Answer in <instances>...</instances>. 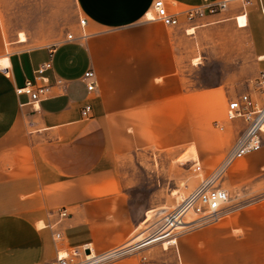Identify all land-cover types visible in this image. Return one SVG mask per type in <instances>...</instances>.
I'll return each instance as SVG.
<instances>
[{"label": "crops", "instance_id": "1", "mask_svg": "<svg viewBox=\"0 0 264 264\" xmlns=\"http://www.w3.org/2000/svg\"><path fill=\"white\" fill-rule=\"evenodd\" d=\"M155 1L77 0L85 26L54 45L7 50L0 28V264H49L53 230L62 232L64 248L102 253L124 244L148 221L149 209L130 184L137 158L195 144L207 171L209 159L218 164L245 128L242 120L225 122L226 106L252 84L234 94L190 87L181 71L184 56H192L184 46L188 25L155 19ZM219 1L164 0L170 12ZM260 1L241 14L248 23L240 26L249 27L264 59ZM47 63L41 75L50 94L34 105L16 89ZM89 69L96 73L93 91L84 80ZM86 105L92 106L88 118L82 116ZM216 122L225 123L219 135ZM263 169L264 146L236 160L222 186L233 200L255 195L264 185ZM61 208L68 216L50 215ZM144 254L147 263L130 255L109 264H264V203L189 228L175 245Z\"/></svg>", "mask_w": 264, "mask_h": 264}, {"label": "rangeland", "instance_id": "2", "mask_svg": "<svg viewBox=\"0 0 264 264\" xmlns=\"http://www.w3.org/2000/svg\"><path fill=\"white\" fill-rule=\"evenodd\" d=\"M260 4V0H252L249 4L240 0L230 4L231 9L215 20L187 24L185 33L190 35V39L184 46L192 52V56H184L181 71L188 78L190 87L215 91L223 88L234 94L241 92L249 83L253 84L264 70V59H260V43H253L249 27L240 25L248 23L246 16L241 14ZM236 15H240L238 19ZM81 18L85 17L77 0H0V28L7 50L54 45L67 33L83 27ZM22 35L25 39L18 43ZM215 130L219 135L216 126ZM194 161H200L202 175L194 171ZM209 162L211 171L217 162L214 158H210ZM205 168L207 164L195 144L185 150L180 148L178 152L156 149L154 153L137 158L131 169L133 178L130 184H136L132 192L140 205L149 209V219L130 241L150 234L162 218L163 211L172 208L210 172ZM256 203H264V185L255 195L235 200L231 197L228 203L231 212L221 220ZM170 245L159 242L150 248L160 246L164 250Z\"/></svg>", "mask_w": 264, "mask_h": 264}, {"label": "built area", "instance_id": "3", "mask_svg": "<svg viewBox=\"0 0 264 264\" xmlns=\"http://www.w3.org/2000/svg\"><path fill=\"white\" fill-rule=\"evenodd\" d=\"M233 1L236 0H222L170 12L164 0H156L154 2V18L167 26L179 27L183 23L189 24L202 20L208 14L223 12L228 9ZM241 1L248 4L252 2V0ZM85 24L86 18H81V25L85 26ZM67 38L73 39L72 34H67ZM48 66L47 63L37 68L34 71L33 79L25 80L24 85L16 89V93L26 94L34 105L42 97L48 96L51 86L41 75L44 68ZM84 80L87 82L89 91L96 89V73L93 69L85 72ZM56 84H62V80H56ZM91 111L92 106L86 105L82 110V116L88 118ZM236 120L244 121L246 126L237 135L233 144L225 149L217 166L204 175L199 184L172 208L163 211L162 218L150 234L142 238L138 236L120 246L102 253H96L87 246L81 248L62 247V232L53 230L52 238L56 247L54 258L49 264H109L130 255H140L141 262L147 263L149 259L144 252L153 244L159 242L175 244L176 236L185 229L215 223L227 216L231 212V207L228 205L231 197L222 183L229 168L236 160L255 153L264 146V70L255 79L248 91L228 100L225 122ZM215 125L219 130H223L225 127L224 122H216ZM193 168L198 174H203L200 161H194ZM53 214L59 219L68 216L65 208L50 213V215Z\"/></svg>", "mask_w": 264, "mask_h": 264}, {"label": "bare ground", "instance_id": "4", "mask_svg": "<svg viewBox=\"0 0 264 264\" xmlns=\"http://www.w3.org/2000/svg\"><path fill=\"white\" fill-rule=\"evenodd\" d=\"M21 39H22V40H24V39H25V37L22 35Z\"/></svg>", "mask_w": 264, "mask_h": 264}, {"label": "water", "instance_id": "5", "mask_svg": "<svg viewBox=\"0 0 264 264\" xmlns=\"http://www.w3.org/2000/svg\"><path fill=\"white\" fill-rule=\"evenodd\" d=\"M89 252V251H88Z\"/></svg>", "mask_w": 264, "mask_h": 264}]
</instances>
